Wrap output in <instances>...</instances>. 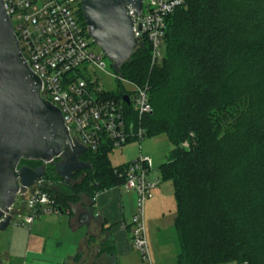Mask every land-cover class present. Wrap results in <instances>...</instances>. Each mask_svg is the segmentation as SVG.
<instances>
[{
	"label": "trees",
	"instance_id": "obj_1",
	"mask_svg": "<svg viewBox=\"0 0 264 264\" xmlns=\"http://www.w3.org/2000/svg\"><path fill=\"white\" fill-rule=\"evenodd\" d=\"M183 1L166 18L161 60L151 65L144 40L121 68L149 87L146 136L172 144L158 168L174 186L176 264H264V0ZM111 150L85 151L90 168L70 182L54 163L19 166L44 165L54 205L71 213L82 197L91 205L123 185L128 163L112 165Z\"/></svg>",
	"mask_w": 264,
	"mask_h": 264
},
{
	"label": "built area",
	"instance_id": "obj_2",
	"mask_svg": "<svg viewBox=\"0 0 264 264\" xmlns=\"http://www.w3.org/2000/svg\"><path fill=\"white\" fill-rule=\"evenodd\" d=\"M3 1L21 52L42 81L41 95L61 110L72 143L77 141L86 151L93 152L104 149L112 152L132 141L141 143L146 136L143 120L153 112L149 87L135 84L117 72L112 75L132 84V91L118 96L99 87L92 71L105 70L106 63L103 52L92 50L96 43L89 35L85 19L80 18V0ZM183 3V0H143L139 15L127 6L137 47L144 40L150 43L152 66L162 57L166 18ZM125 95L129 102L125 101ZM62 157L61 154L60 160ZM119 175L124 177V187L136 197L131 248L139 253L143 264H153L145 206L161 176L155 173L151 159L142 155L129 162ZM43 185L49 184L40 177L32 186L19 190L17 198L21 197L25 201L23 207L30 210L22 224H31L40 215L60 213Z\"/></svg>",
	"mask_w": 264,
	"mask_h": 264
},
{
	"label": "water",
	"instance_id": "obj_3",
	"mask_svg": "<svg viewBox=\"0 0 264 264\" xmlns=\"http://www.w3.org/2000/svg\"><path fill=\"white\" fill-rule=\"evenodd\" d=\"M92 40L112 60L121 75L138 41L133 31L130 6L138 15L143 0H80ZM42 81L23 56L4 1L0 0V230H6L20 213L13 209L21 188L30 187L43 176L44 165L19 166L21 160L54 163L65 182L90 168L80 160L86 148L72 143L61 110L41 95ZM125 101L129 102L127 95ZM62 159H55L60 155ZM43 189L51 191L50 185ZM90 215L79 216L89 225Z\"/></svg>",
	"mask_w": 264,
	"mask_h": 264
},
{
	"label": "crops",
	"instance_id": "obj_4",
	"mask_svg": "<svg viewBox=\"0 0 264 264\" xmlns=\"http://www.w3.org/2000/svg\"><path fill=\"white\" fill-rule=\"evenodd\" d=\"M154 191L155 196L148 199L150 208L154 203H161L164 195L161 182ZM135 205V193L123 189L121 185L99 192L91 205L89 199L82 197L79 203L72 206L71 213L40 215L43 222L38 221L36 230L35 219L31 224H22V236L14 229L16 232L9 240V248L0 250L1 264H80L83 259L93 255L105 260L104 264H122L124 258H131L135 254L137 257L130 264H143L139 253L131 248L129 242ZM14 210L19 213L23 211L22 208ZM83 212L90 215L89 225L79 222ZM61 215H64L63 220ZM44 225L50 229L44 230ZM68 228L76 232L74 236L68 237ZM79 229H82L80 234ZM2 232L0 230V245L4 240ZM156 232L162 244L163 231L156 228ZM23 240L25 244L21 246ZM65 240L68 241L65 251L53 248L54 242L61 241L58 245L63 246Z\"/></svg>",
	"mask_w": 264,
	"mask_h": 264
},
{
	"label": "rangeland",
	"instance_id": "obj_5",
	"mask_svg": "<svg viewBox=\"0 0 264 264\" xmlns=\"http://www.w3.org/2000/svg\"><path fill=\"white\" fill-rule=\"evenodd\" d=\"M92 50L96 53L103 52V50L97 45H93ZM161 54H164V46L161 48ZM104 61L106 63L105 70L97 69L96 73H93V77L98 78L99 87L110 91L113 93L119 92H130L133 90V85L114 77L112 74H115L116 71L113 68L112 60L103 52ZM172 149L171 141L166 134L145 136L141 143L132 141L124 145L121 149H114L109 153V159L111 164L114 166L127 164L135 160L140 155L148 156L151 159V162L154 167V171L157 175H160L159 165L167 159L168 154ZM161 187L163 188V197L160 204L154 203L150 208L149 203L146 201L145 206V217L147 224V238L150 248V254L153 264H176V254L179 250V244L177 241L176 233L174 230V219L176 216V200L174 196V186L171 180H161ZM124 188V185H122ZM155 196V191H152V197ZM150 199V198H149ZM25 201L18 197L14 204V209H19L23 207ZM151 211V214H150ZM30 214V210L25 206L23 207L22 213L16 216L15 220L9 225V227L1 233L4 240L0 245V250L9 248V240L14 234V229H17L18 235L22 236V223L25 219V216ZM60 217V216H59ZM62 220L64 215L62 216ZM38 221L43 222L41 216L35 217L34 230H36V224ZM17 224V225H16ZM29 225L27 224L26 227ZM44 230H49L48 225H44ZM156 228H160L163 231L164 239L162 244L158 237L156 236ZM82 230V229H81ZM79 229V234L82 233ZM68 237H72L76 232H73L68 228ZM78 232V231H77ZM61 241L53 243V248L56 251L63 252L68 248V241L65 240V244L58 245ZM24 240L21 242L23 246ZM136 255V254H135ZM132 256L131 258H124L122 264H130L133 258L137 257Z\"/></svg>",
	"mask_w": 264,
	"mask_h": 264
},
{
	"label": "flooded vegetation",
	"instance_id": "obj_6",
	"mask_svg": "<svg viewBox=\"0 0 264 264\" xmlns=\"http://www.w3.org/2000/svg\"><path fill=\"white\" fill-rule=\"evenodd\" d=\"M106 261L102 259H98V257L88 256L80 264H104ZM1 264V260H0Z\"/></svg>",
	"mask_w": 264,
	"mask_h": 264
}]
</instances>
